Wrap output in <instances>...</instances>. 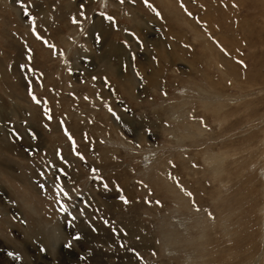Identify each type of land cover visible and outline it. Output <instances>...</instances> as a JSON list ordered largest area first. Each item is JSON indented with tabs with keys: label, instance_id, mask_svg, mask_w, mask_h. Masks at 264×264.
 Here are the masks:
<instances>
[{
	"label": "rangeland",
	"instance_id": "rangeland-1",
	"mask_svg": "<svg viewBox=\"0 0 264 264\" xmlns=\"http://www.w3.org/2000/svg\"><path fill=\"white\" fill-rule=\"evenodd\" d=\"M0 264H264V0H0Z\"/></svg>",
	"mask_w": 264,
	"mask_h": 264
},
{
	"label": "bare ground",
	"instance_id": "bare-ground-1",
	"mask_svg": "<svg viewBox=\"0 0 264 264\" xmlns=\"http://www.w3.org/2000/svg\"><path fill=\"white\" fill-rule=\"evenodd\" d=\"M212 167H213V165H212ZM212 167H211V168H212ZM216 167H217V166H216ZM216 167H215V168H216ZM214 170H216V169H214ZM217 170L219 171V169H218V168H217ZM217 170H216V171H217ZM218 171H217V173H220V172H218ZM214 172H215V171H214Z\"/></svg>",
	"mask_w": 264,
	"mask_h": 264
}]
</instances>
